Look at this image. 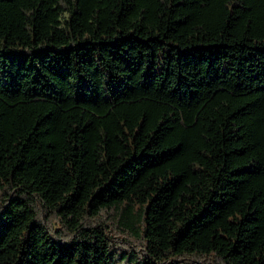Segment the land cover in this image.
Returning a JSON list of instances; mask_svg holds the SVG:
<instances>
[{"label":"trees","instance_id":"trees-1","mask_svg":"<svg viewBox=\"0 0 264 264\" xmlns=\"http://www.w3.org/2000/svg\"><path fill=\"white\" fill-rule=\"evenodd\" d=\"M264 264V0H0V264Z\"/></svg>","mask_w":264,"mask_h":264},{"label":"rangeland","instance_id":"rangeland-1","mask_svg":"<svg viewBox=\"0 0 264 264\" xmlns=\"http://www.w3.org/2000/svg\"><path fill=\"white\" fill-rule=\"evenodd\" d=\"M145 249L142 240L130 244H118L113 248L111 264H145Z\"/></svg>","mask_w":264,"mask_h":264}]
</instances>
